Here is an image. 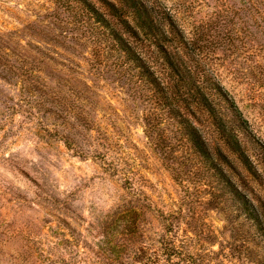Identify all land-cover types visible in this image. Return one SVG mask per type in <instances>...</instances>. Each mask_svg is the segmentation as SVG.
<instances>
[{
	"label": "rangeland",
	"instance_id": "1",
	"mask_svg": "<svg viewBox=\"0 0 264 264\" xmlns=\"http://www.w3.org/2000/svg\"><path fill=\"white\" fill-rule=\"evenodd\" d=\"M145 2L196 42L189 63L221 82L263 146L248 144L257 176L222 165L259 214L264 35L255 0ZM74 22L52 0H0V264H264L260 232L222 177L181 156L178 143L181 160L168 169L147 135L160 108ZM131 43L159 78L168 74L153 47ZM165 243L185 262L168 261Z\"/></svg>",
	"mask_w": 264,
	"mask_h": 264
},
{
	"label": "trees",
	"instance_id": "2",
	"mask_svg": "<svg viewBox=\"0 0 264 264\" xmlns=\"http://www.w3.org/2000/svg\"><path fill=\"white\" fill-rule=\"evenodd\" d=\"M52 2L65 9L75 20V27L95 35L105 51L117 55L122 61L119 67L138 79L147 90L145 99L160 108L161 120L147 135L168 169L174 172L179 164L181 159L175 158L179 153L175 146L182 144L181 156L189 161H203L222 177L223 187L239 199L247 218L264 241V210L258 214L243 201L241 193L222 172V165L233 167L238 163L248 174L257 176L248 144L256 148L263 146L255 142L247 122L221 82L214 76H201L189 63L196 42L187 38L172 17L147 6L145 0H103L104 10L88 0ZM255 4L258 33L264 35V0H255ZM131 41L155 49L168 73L163 79L156 75ZM169 117L174 120L175 134L174 130L164 128L169 125ZM163 250L168 261H184L173 244L165 243Z\"/></svg>",
	"mask_w": 264,
	"mask_h": 264
}]
</instances>
